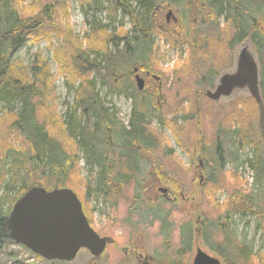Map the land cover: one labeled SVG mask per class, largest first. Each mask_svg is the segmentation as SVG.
I'll return each instance as SVG.
<instances>
[{"label":"trees","instance_id":"1","mask_svg":"<svg viewBox=\"0 0 264 264\" xmlns=\"http://www.w3.org/2000/svg\"><path fill=\"white\" fill-rule=\"evenodd\" d=\"M68 1L0 0V124L6 132L13 131L22 138L19 150L8 145L5 156H0V181L4 185L0 186V241L9 240L5 221L14 202L33 186L47 190L72 189L92 225L77 184H73L79 169V152L84 154L91 170L99 168L94 184L84 180L83 196L95 191L116 203L115 196L124 195L131 186L132 212L148 211V207H153L156 213L172 211L173 206L164 204V199L158 202L145 198L149 184L144 185L146 173L143 175L140 170V163H146L148 175L156 173L162 183L176 187L177 181L163 168L162 162L173 155V150L152 127L151 121L156 118L167 127L178 144L182 129L177 122L166 121L163 109L168 101L162 90L153 86L151 80L143 90H138L132 71L137 67L157 73L154 65L158 60L157 36L164 37L173 47L184 44L189 47L186 60L172 70L179 82L192 72L198 73L200 81L212 80L220 70L215 65L217 49L228 52L243 39L251 38L260 64L264 99V0H80L84 20L89 24L82 35L75 33L68 22ZM168 7L175 11L177 22L165 24L170 30L164 31L157 24L159 20L164 22L162 14ZM101 11L107 12L109 23L97 19L96 14ZM182 11L186 12L184 16ZM219 17L232 31L230 36L229 31L222 33L226 41L220 44L216 38L220 32L217 30ZM127 23L129 28H126ZM197 35L202 38L209 35V40L213 36L212 42ZM190 38L193 42H189ZM26 40L34 44L44 41L57 65V75L66 78L73 103L64 115L54 114L53 75L43 53L37 51L29 67L12 59L15 49ZM203 42L212 45L211 49L207 51ZM209 54L210 65L206 59ZM97 82L117 89L132 101L126 126L120 123L114 109L104 105ZM175 94L179 96V90ZM189 95L194 98L190 100ZM202 99L210 101L202 91L193 89L180 99V103L191 101L190 107L180 110L178 105L171 112L180 116L181 125L190 123L194 114L199 116L204 111ZM236 102L237 117L241 115L245 119L248 115L247 123L242 124L241 117L234 122V127L230 123L226 127L220 124L214 127V140L216 136L221 141L228 138V152L223 150L216 156L215 142L207 145L200 138L203 146L200 155L212 166L207 183L215 185L214 190L222 189V167L226 164L248 166L253 173L252 185L250 189L244 188L238 172L230 173L232 180L224 187L228 195L224 205L218 207L214 203V207L209 208L249 214L255 221V231H261L264 246V149L255 127L256 104L249 96H239ZM236 145L238 147L234 148ZM245 147L252 149V156L241 159L239 149ZM5 204L7 209L3 207ZM139 205L143 209L138 208ZM219 248L221 254L225 251V264H248L251 257L262 255L260 250L255 254L252 244L245 240L239 242L236 233L230 243L221 244ZM260 261L264 263V257L261 256Z\"/></svg>","mask_w":264,"mask_h":264},{"label":"rangeland","instance_id":"2","mask_svg":"<svg viewBox=\"0 0 264 264\" xmlns=\"http://www.w3.org/2000/svg\"><path fill=\"white\" fill-rule=\"evenodd\" d=\"M25 2L28 3L29 0H25ZM68 2V22L75 33L82 35L86 29L88 30L89 24H86L84 20V15L81 11L82 6L80 4V0H69ZM103 5L105 6L106 3L104 2ZM166 11L167 10H165L164 14L166 13ZM185 13V11L181 12L183 16L185 15ZM164 14H162L163 17ZM96 17L103 23H109L111 21L108 18L106 11L97 12ZM219 22L220 27L218 26L217 30H219L220 32L218 34V37L216 36L218 44L224 43L226 41V36L222 34L223 32L227 33L229 31V36L232 33L231 27H227L222 17H219ZM126 28H129L128 23L126 24ZM200 28H202V26H200ZM157 37L158 40H156V46L158 47V60L154 65L156 68V72L159 71L163 74L164 85L161 90L163 97H165L168 101L167 105L163 109V113L167 122H177V125L180 126L182 130L180 132L181 140L178 144L172 132L167 127L162 126L156 120V118H152V127L163 136L162 138L164 139V142H166L173 150L172 156H167L164 160L162 158L163 165H165L163 168L168 172H171V175L173 177L172 179L177 182H175L176 187L174 188L173 185L171 188L170 185H165L164 183H162V179L155 175L156 173L150 174L151 181L148 182V196L146 195L145 198H155L156 188H163V186L169 189L171 188V200H169L168 202L167 200H165L164 204L173 206L172 211L170 212L171 215H169L168 219L172 220L173 224H176V227H178L180 226L181 222L186 221L185 217L187 216V212L190 213L197 210L201 212L205 211V214L208 216V213L214 211H223V208H221V210H211L209 207H214V203H216L220 207L224 205L225 202L221 204V201L228 196L224 187L229 181L232 180V178L229 176L230 173L238 172L240 178L239 181L243 183L242 186L244 188L250 189V186L252 185V176L250 169L246 165H228L227 170L224 171V179L221 182L222 189L218 191L214 190L213 187H215V185H210L207 183L209 181L208 179L210 166L209 168H207V180L205 179L203 183L199 185L196 178L198 177V174H196V158L201 147L199 140L202 139L206 143H214V129H216L214 127H216V124L218 126L220 124L226 127L228 126V123H230L234 127V122L237 119H241L242 117L240 115L238 118L236 115V109H239L236 101L239 96L245 97L249 95L246 91H238L233 93L230 97L221 98L218 102L202 99L201 103L202 106L205 107L204 111L200 112L199 116H197V113L194 114L193 120L190 123L186 122L185 124H182L183 126L181 125L180 116H175L171 111L174 108H178V105H180V110L188 109L190 107L191 101L189 103H180V99H182V96H186L187 93L193 91V89H199V91H202L204 94V91L206 89H212L215 86L216 80L221 73L233 70L235 67L238 52L243 45L246 44L253 53L254 49L249 38L243 39L239 44H236L232 49H229L228 52H219L217 49L218 45H216L215 50L217 49V58L215 65L219 66L220 70L216 73L214 78L210 81H200L201 78L197 77L198 73L192 72L190 75L183 76L182 81L179 82L178 80H176V78H174L172 70L177 64H182L186 60V58L188 57L189 47L186 44L180 47H173L171 46V44H169L170 42L164 39V37ZM196 37L200 39L204 38L206 40L210 39L209 35H205L203 36V38L201 35H197ZM212 37L213 36H211V40H209L211 42ZM189 42H193V39L190 38ZM202 45L206 47L207 51L210 50L212 46H210L209 44L207 45L206 42H203ZM37 51H41L43 53V56L49 61L50 70L53 75L52 84L54 89L52 95L54 99V114L57 117L60 115H64L73 103V93H68V88L65 84L66 78L64 76L57 75V65L52 59V55L47 47V44L44 41L40 42L39 44H34L31 41L26 40L23 45L15 49L14 53L12 54V59L21 62L24 67H29L33 62L34 54ZM228 53L229 60L227 59ZM206 59L208 65H210L212 62L210 54ZM130 70H132V68ZM209 82L212 83L209 84ZM196 85L199 86H197V88H194V86ZM181 87L182 89H180ZM97 90L101 99L103 100L104 105L106 107L114 109L120 123L126 126L128 124L132 110V105L129 98L125 97L124 94L119 93L117 89H109L108 86H103L99 82H97ZM178 90L180 92V95L176 96L175 93ZM180 96L181 98H179ZM189 96L191 97L190 100L194 98V96L192 95ZM16 106L17 109L20 108L19 104H17ZM255 116L257 120V111ZM249 119L250 117H248V115L245 119H243L242 117L241 123L246 124ZM54 132L58 134L56 129H54ZM21 140V136L16 135L15 133H13V131H11L10 133L6 132L0 124V156H5V150L9 147H13L14 149L19 150L22 147ZM61 140L64 141V138L61 137ZM8 145L11 146L8 147ZM237 147L238 146L236 145V147L234 148ZM239 154L241 159L249 158L250 156H252V149L249 147H245L242 150L240 148ZM78 158L79 159L77 162V167L79 169L77 170L76 176L73 177V184H77L78 192L81 195L83 202L85 203L86 210L89 218L91 219L93 228L102 236H112L115 240L114 244L110 245V247H108L105 252L101 254V256L97 259H93L92 255L87 250L82 249L76 256V258H74L72 261L59 262L47 261L45 259H42L33 254L24 246L15 244L9 238V240L0 241V264H138L136 258L135 260L133 258L134 252H132L131 250L133 244H136L140 253L146 256H151L155 260V262H153L154 264H183V262L186 263V260H188L187 264H191V259L189 258V256L186 255L185 258H183V256L181 255L182 253H180L181 246L178 245V229L172 232L168 245L163 239L164 233L160 229L159 223H155L151 227H149L148 224L144 222L149 217L144 219L143 216H140L141 219H139L137 218L136 214L132 213L130 207L133 204V189H131L130 185L127 193L119 197L115 196L116 203H113V201L106 199L105 196H102L95 191H92L90 195H87V197L85 195L83 196L81 186L84 184V180H90L92 184H94L99 168L94 167L91 170L90 167L86 165L84 154L82 152L78 153ZM145 167L148 168V165H146ZM6 178H9V176ZM155 179L160 181L161 186L158 187L157 184H155ZM2 183L3 182L0 181L1 187L4 186ZM181 195L184 196L185 199H182ZM192 196L195 197V199H192ZM140 205L138 206V208H142ZM3 207L7 209L8 206L7 204H5ZM152 208L153 207H148L147 210L150 212L152 211ZM129 217L131 219L127 221ZM236 222L237 225L235 228V232L238 236V239L245 238L246 241L251 242L253 251L257 250L260 246L257 252L260 250V253L262 254L261 256L264 257V246L261 245L262 238L261 235L255 231V221L253 220V218L248 217L245 219H241L240 216H237ZM220 237H218L217 234H215L214 236L215 239L222 242ZM195 244L201 245V247H204L205 251L209 252L210 254L212 253L216 257H219L217 254L213 253L211 249H207L204 244L197 238H195L194 245ZM127 248V252L129 253L128 256H126L124 252V250H127ZM261 256H258L257 258L251 257V264H264L260 261Z\"/></svg>","mask_w":264,"mask_h":264},{"label":"water","instance_id":"3","mask_svg":"<svg viewBox=\"0 0 264 264\" xmlns=\"http://www.w3.org/2000/svg\"><path fill=\"white\" fill-rule=\"evenodd\" d=\"M173 16L171 10L166 18ZM134 68V72H137ZM259 62L245 44L237 55L233 70L221 73L212 89L205 96L218 102L238 91H246L254 100L257 110L256 129L264 148V99L260 87ZM138 90L145 81L135 75ZM163 194L166 188H159ZM9 238L24 246L35 255L51 261H72L80 250H87L94 259L101 256L109 236H100L89 224L77 194L70 188L55 187L47 190L42 186L29 188L12 206L6 221ZM192 264H221L220 261L198 249Z\"/></svg>","mask_w":264,"mask_h":264},{"label":"flooded vegetation","instance_id":"4","mask_svg":"<svg viewBox=\"0 0 264 264\" xmlns=\"http://www.w3.org/2000/svg\"><path fill=\"white\" fill-rule=\"evenodd\" d=\"M168 11L172 10L174 12L175 15V11L173 9H170L169 7L166 8ZM176 16V15H175ZM164 22H162L161 20H159L157 26L158 28L164 30V31H169L170 28H166L165 24H170L171 22H175L173 17L171 16L170 18H166L165 15L163 17ZM249 38V37H247ZM249 40L251 41V38H249ZM252 44V41H251ZM253 46V44H252ZM254 52L256 54L255 48L253 46ZM257 55V54H256ZM137 68V67H134ZM133 68V70H134ZM137 72H134L133 70V78L135 81V75L138 74L140 77H142L145 81V84L147 82H152L153 86H157L158 89H162L163 88V74L160 73L159 71L157 73H151L149 70L143 68V69H139L137 68ZM136 85V84H135ZM131 105H132V101H131ZM132 109V106H131ZM215 144L213 147V150H215V154L216 156L219 155L220 151L223 150H229L230 148V143L227 141V139H223V141H221L219 136L215 137ZM201 141V140H200ZM199 141V142H200ZM201 147L199 150V154L197 156V167H196V174H198L197 178V182L198 184H202L203 181L206 179L207 180V176H208V169L210 165L205 163V160L201 157V150L203 149L202 146V141L200 143ZM207 145H211V143H208ZM229 147V148H228ZM231 149H234L233 147ZM211 150V149H210ZM141 164V171L143 172L144 175V185L149 184L148 182L151 181L150 178V174L148 175V173L150 172L145 166L146 163H140ZM230 164H226L224 165V167H222L224 169V171L227 170V166ZM214 167V166H213ZM199 169V170H197ZM212 170V166H210L209 171ZM149 171V172H148ZM198 171V173H197ZM155 184H157V186H161L160 185V181L155 179ZM164 188H166L165 186H163ZM167 189V193L163 194L162 192L159 191V188H156V196L155 198H147L148 201H158L161 202L162 199L164 200H171V195H172V190H170L169 188ZM182 199H185L184 196L181 195ZM192 199H195V197L192 196ZM226 199V198H225ZM224 200H220L221 204L225 202ZM219 207V206H218ZM133 214H136L137 218L141 219L140 216H143L144 219L148 218L146 221H144L146 224H148L149 227H151L153 224L155 223H159L160 229L162 230L163 234V239L164 241L169 245L168 242H170V237L171 234L174 230L178 229V234H179V244L181 246V255L183 256V258H185V256H189V258L191 259V264L193 263L194 257L197 253V250L200 249L203 252H205L206 254L217 258L221 264H225V258H224V253L225 251L221 254L220 253V246L221 244H228V242L230 243L232 240V235L235 232V228L237 225L236 222V217L240 216L241 219H245V218H250L249 214H246L245 212H240L239 214H235L233 211H214L211 213H208V216L205 214V212H201L199 210L197 211H193V212H187V216L185 217L186 221H183L180 223V226L176 227V224L174 225L172 220H169L168 217L169 215H171L170 212H153V211H139V212H132ZM157 215V216H155ZM159 215V216H158ZM205 217H204V216ZM131 218L129 217L127 221H129ZM239 221V220H238ZM244 222V221H243ZM258 233L260 235L261 231H258ZM215 234H217L218 237L221 238L222 242L218 241L217 239L214 238ZM220 235V236H219ZM105 236H109V235H105ZM111 238H113L112 236H109ZM195 238H197L199 241H201L204 246L208 249H211L213 251V253L217 254L219 257H216L215 255H213L212 253L210 254L209 252L205 251L204 247H201V245H194L195 243ZM238 238V236H237ZM262 238V237H261ZM245 240V238L242 239H238L239 242H242ZM263 240V239H262ZM246 241V240H245ZM115 242L114 238H113V242L110 244H107L105 247V250L110 247V245H113ZM248 244H251V242L246 241ZM136 247V249H135ZM132 252H134V260L136 258L137 263L138 264H154L153 262H155V260L151 257V256H146L143 255L142 253L139 252L136 244H133V247H131ZM258 250V249H257ZM257 250L254 251V253H257ZM127 250H124L125 255L128 256L129 253L127 252ZM180 251V250H179ZM105 252V251H104ZM165 255V254H164ZM182 261V258H181ZM188 260H186V263L183 262V264H187ZM182 264V263H181ZM251 264V261L249 260V263Z\"/></svg>","mask_w":264,"mask_h":264}]
</instances>
